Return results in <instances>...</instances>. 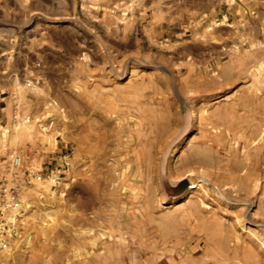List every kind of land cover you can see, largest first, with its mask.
Wrapping results in <instances>:
<instances>
[{
	"label": "rangeland",
	"instance_id": "374dc122",
	"mask_svg": "<svg viewBox=\"0 0 264 264\" xmlns=\"http://www.w3.org/2000/svg\"><path fill=\"white\" fill-rule=\"evenodd\" d=\"M0 98V184L71 161L0 264H264V0H0Z\"/></svg>",
	"mask_w": 264,
	"mask_h": 264
},
{
	"label": "built area",
	"instance_id": "2783aa9c",
	"mask_svg": "<svg viewBox=\"0 0 264 264\" xmlns=\"http://www.w3.org/2000/svg\"><path fill=\"white\" fill-rule=\"evenodd\" d=\"M24 120L31 124L40 135L56 131V118L52 112H47L45 117L26 115ZM56 132L58 133V131ZM58 135L55 134V137ZM63 147L65 146H62L56 152V155H47L45 159L36 160L35 162L26 160L27 158L25 159L22 154H11L8 160L11 179L0 184L1 248L8 247L13 239L18 240L20 236L18 234L19 217L26 204L20 194V189L44 181L51 183V180V185H54L62 174L68 172L71 161L69 153ZM23 241H25V238H23Z\"/></svg>",
	"mask_w": 264,
	"mask_h": 264
},
{
	"label": "bare ground",
	"instance_id": "6f19581e",
	"mask_svg": "<svg viewBox=\"0 0 264 264\" xmlns=\"http://www.w3.org/2000/svg\"><path fill=\"white\" fill-rule=\"evenodd\" d=\"M203 180H205L204 178H202ZM201 179V180H202ZM182 182H180L181 184H180V186H183V185H185L187 182H188V184H187V187H186V189L185 190H182L181 192H180V194L179 195H183V193L185 192V191H187V190H189V189H191V188H195L196 186H198L199 184H200V181L198 180V181H196V180H193V179H190L189 178V180L186 182L185 180H181ZM173 183V182H172ZM186 186V185H185ZM230 189L231 190H233V191H236L234 188H232V187H230ZM179 191V190H178ZM177 191V192H178ZM228 192V191H227ZM11 244L12 245H14L15 246V244H17V246H19L20 245V242H19V240H17V239H13L12 241H11Z\"/></svg>",
	"mask_w": 264,
	"mask_h": 264
},
{
	"label": "crops",
	"instance_id": "0c3cea01",
	"mask_svg": "<svg viewBox=\"0 0 264 264\" xmlns=\"http://www.w3.org/2000/svg\"><path fill=\"white\" fill-rule=\"evenodd\" d=\"M1 99V98H0Z\"/></svg>",
	"mask_w": 264,
	"mask_h": 264
}]
</instances>
